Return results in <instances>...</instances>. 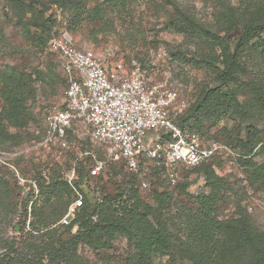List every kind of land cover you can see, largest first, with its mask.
<instances>
[{
	"label": "rangeland",
	"instance_id": "1",
	"mask_svg": "<svg viewBox=\"0 0 264 264\" xmlns=\"http://www.w3.org/2000/svg\"><path fill=\"white\" fill-rule=\"evenodd\" d=\"M87 1L86 13L90 20L78 24L77 17L70 10L48 6L46 0H25L22 7L10 0H0V71L22 70L31 75L35 88V97L28 101L32 120L24 141L15 147L9 144L0 147V165H4L5 176L16 182L23 196L28 198L26 226L33 219V211L45 207L47 197L42 194L38 183L45 180L47 185L51 178L67 179L71 169L77 170L80 166L85 169L76 188L63 194L56 205L60 211L64 208L66 211L77 193L83 199L88 196L98 201L133 188L147 200L154 192L165 191L173 204L185 200L184 186L190 194L207 191L203 171L195 169H183L176 184L169 183L162 175L149 176V190L144 191L140 187L143 176L129 174L121 164L110 163L103 149L86 135L82 124L75 126L70 149L34 145L43 135L46 113L61 108L64 103L65 74L58 54L50 50L49 43L66 33L74 46L92 49L110 62L109 65H118L121 71L127 72L139 67L147 77L174 89L186 105L184 113L177 118L194 117L204 132V140L219 147L208 163L229 183L226 193L230 200L223 204L221 213L227 214L239 204L247 210L253 224L264 230V148H260L264 143V109L252 106L250 95L238 82L224 83L205 68L194 52L196 47L192 40L176 28L173 19L172 7L177 3L197 19L212 22L219 0L113 2L105 4L107 9L102 20L94 16L93 8L104 7L103 0ZM2 105L0 94V108ZM248 126L254 128L259 139L255 146L247 142ZM93 159L105 163L97 178L87 176ZM52 201H55L53 197L46 204ZM76 229L74 225L64 238L69 239ZM130 250L127 240L120 236L103 249L87 245L79 247V253L91 264H120ZM166 259L162 257L155 262Z\"/></svg>",
	"mask_w": 264,
	"mask_h": 264
},
{
	"label": "trees",
	"instance_id": "2",
	"mask_svg": "<svg viewBox=\"0 0 264 264\" xmlns=\"http://www.w3.org/2000/svg\"><path fill=\"white\" fill-rule=\"evenodd\" d=\"M10 1L21 7L26 4L25 0ZM124 1L103 0L104 7L93 8L94 16L102 20L105 4ZM87 2L46 0L48 6L70 10L78 24L90 20ZM172 8L175 26L192 40L199 62L224 83L238 82L250 95L252 106L264 109V0H219L209 23L177 3ZM32 82L31 75L22 70L0 71V147H15L26 137L32 120L28 101L35 97ZM189 119L191 127L197 125L194 117L177 118L182 124ZM199 127L193 129L204 134ZM246 138L253 146L259 142L251 126L246 128ZM208 162L188 168L203 171L207 191L190 194L184 186L185 200L179 203L172 204L165 191H156L145 200L137 189H123L114 197L98 201L82 197L73 221L56 224L65 211L56 205L63 194L76 188L85 169L74 168V188L67 179L38 183L47 197L45 207L33 211L27 226L28 198L5 176L4 165H0V264H91L79 253V247L103 249L118 236L124 237L131 249L120 264H264V230L253 224L239 204L229 213H221L223 204L230 200L226 193L229 183ZM158 175L166 180L159 171L150 176ZM87 176L97 178L100 174L91 176L87 169ZM51 197L55 201L46 204ZM74 225L75 233L64 238ZM162 257L167 259L155 262Z\"/></svg>",
	"mask_w": 264,
	"mask_h": 264
},
{
	"label": "built area",
	"instance_id": "3",
	"mask_svg": "<svg viewBox=\"0 0 264 264\" xmlns=\"http://www.w3.org/2000/svg\"><path fill=\"white\" fill-rule=\"evenodd\" d=\"M49 48L58 54L65 74V99L61 108L46 113L36 147L70 149L75 126L82 124L110 163L143 176L140 187L145 191L153 171L176 184L183 169L208 162L217 153L219 147L206 142L191 127V119L183 124L177 120L186 109L178 93L147 77L139 67L128 72L118 65L110 69L105 58L92 49L74 46L66 33L53 38ZM104 166V161L93 159L90 175H99ZM74 178L72 168L67 178L72 187ZM81 205L77 193L59 222L70 224Z\"/></svg>",
	"mask_w": 264,
	"mask_h": 264
},
{
	"label": "crops",
	"instance_id": "4",
	"mask_svg": "<svg viewBox=\"0 0 264 264\" xmlns=\"http://www.w3.org/2000/svg\"><path fill=\"white\" fill-rule=\"evenodd\" d=\"M109 64H110V62H108V65H109ZM114 67H116V65H115V66H114V65H112V66L109 65V68H110V69H112V68H114Z\"/></svg>",
	"mask_w": 264,
	"mask_h": 264
}]
</instances>
